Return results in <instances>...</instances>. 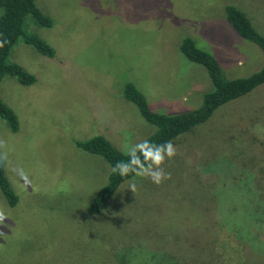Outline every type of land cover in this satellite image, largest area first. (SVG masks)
<instances>
[{"label": "rangeland", "instance_id": "rangeland-1", "mask_svg": "<svg viewBox=\"0 0 264 264\" xmlns=\"http://www.w3.org/2000/svg\"><path fill=\"white\" fill-rule=\"evenodd\" d=\"M35 3L54 26L27 16L24 29L55 57L20 40L9 62L36 82L0 83L19 122L14 133L0 117V153L19 199L11 207L0 190V264H264V85L172 143L176 156L163 165L171 179H131L98 215L88 208L112 169L74 143L103 136L124 153L156 131L124 98L128 82L157 113L198 109L212 86L180 52L186 37L227 79L259 71L263 51L236 33L225 8H242L264 36V0Z\"/></svg>", "mask_w": 264, "mask_h": 264}, {"label": "trees", "instance_id": "trees-1", "mask_svg": "<svg viewBox=\"0 0 264 264\" xmlns=\"http://www.w3.org/2000/svg\"><path fill=\"white\" fill-rule=\"evenodd\" d=\"M241 9L233 5H227L225 8L227 21L241 38L257 45L264 53V36L255 28L250 17ZM0 10V41H7L0 48V83L5 76H11L17 78L23 86L33 85L36 82L33 75L9 62L11 51L17 42L22 40L41 55L54 58V48L38 36L27 33L24 29L27 16H31L35 23L43 28H52L54 22L37 7L35 0H0ZM179 49L188 61L205 68L212 90L203 95V102L198 109L178 114H161L151 109L146 97L134 83H126L123 92L124 98L133 103L138 108L141 116L156 128V131L146 139L153 143L163 144L169 141L173 143L183 134L193 131L210 120L221 107L251 94L258 87L264 85V66L248 77L227 79L214 56L200 49L192 38H184ZM0 117L6 121L14 133L18 132L19 122L17 116L1 100ZM74 143L77 148L102 157L111 169L118 161L128 160L124 153L103 136L78 140ZM134 178L136 177L132 175L121 178L111 170L107 184L90 204L88 212L91 215H98L122 184ZM0 190L9 206L16 207L19 199L7 179L4 163L0 164ZM165 264L179 263L166 262Z\"/></svg>", "mask_w": 264, "mask_h": 264}, {"label": "clouds", "instance_id": "clouds-1", "mask_svg": "<svg viewBox=\"0 0 264 264\" xmlns=\"http://www.w3.org/2000/svg\"><path fill=\"white\" fill-rule=\"evenodd\" d=\"M7 41H0V48ZM6 147L5 142L0 140V149ZM124 154L128 157L127 161H118L112 168L113 173L118 174L121 178H127L130 175L143 179H149L152 183L159 186L165 180L171 179V173L163 170L166 160H172L176 156V149L169 141L163 144H157L148 140H143L135 144H126L124 146ZM7 160V153H0V164ZM22 178L26 179V174L21 170ZM130 191L135 192L137 185L135 181L129 184ZM4 215V211L0 210V218Z\"/></svg>", "mask_w": 264, "mask_h": 264}]
</instances>
